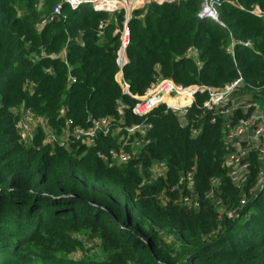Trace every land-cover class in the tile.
<instances>
[{
	"label": "trees",
	"instance_id": "16d2710c",
	"mask_svg": "<svg viewBox=\"0 0 264 264\" xmlns=\"http://www.w3.org/2000/svg\"><path fill=\"white\" fill-rule=\"evenodd\" d=\"M59 3L61 14L51 18ZM254 7L264 10V0H222L224 25L197 16L200 0L134 10L122 69L129 91L143 94L164 77L183 86H223L239 70L244 84L232 96L239 103L233 119L250 112L241 100L264 112V15ZM124 20L122 8L96 9L90 1L71 8L63 0H0V264H264V175L256 177L255 164L243 186L229 179L222 164L226 117L210 120L205 90L195 94L200 107L193 104L186 115L200 126L197 134L161 104L146 118L149 142L126 162L103 156L117 145L111 135L99 134L92 147L68 148L45 143L41 127L31 142L22 138L20 106L57 133L66 118L87 126L88 114L121 117L119 101L129 106L126 123L143 120L131 112L136 99L115 79ZM189 47L197 58L186 54ZM155 161L167 170L152 179ZM192 165L198 207L182 204L174 187ZM255 183L261 185L250 190ZM94 241L100 257L89 253Z\"/></svg>",
	"mask_w": 264,
	"mask_h": 264
},
{
	"label": "built area",
	"instance_id": "2783aa9c",
	"mask_svg": "<svg viewBox=\"0 0 264 264\" xmlns=\"http://www.w3.org/2000/svg\"><path fill=\"white\" fill-rule=\"evenodd\" d=\"M83 1H90L96 9L113 11L122 8L124 10L125 20L119 34L120 45L116 53L118 71L115 74V79L122 86L123 92L130 94L131 97L136 99L130 109L133 114L141 117L143 120L141 122L126 123L123 114L129 106L125 102L119 101L117 110L121 117H93L91 114H88L86 119L88 122L87 126L76 125L71 118H66L65 128L57 133L53 130L47 119L39 117L30 108L20 106L17 109L19 117L16 121V127L19 128L22 138L26 142H31L35 132L41 127L44 132L43 140L45 143L68 148L73 147L75 144L92 147L97 145L99 134L103 136L111 135L116 139L117 145L108 148L103 156L109 162H126L136 156L143 146L149 142L147 132L152 124L146 118L152 110L161 104H164L167 109H171L177 114L182 127L189 124L191 133L197 134L200 126L194 125L193 121L189 122L186 115L188 108L193 104L200 107L195 102V94L197 91L205 90L208 96L203 100L202 107L203 109L212 111L210 120L214 122L218 115H222L223 118L226 117L222 125L225 146L222 164L226 168L227 176L238 187L246 184L250 174L249 157L255 154L262 161L256 174V177L261 180L264 175V112L263 107L258 103L243 100L241 101L243 103L240 108L244 112L249 110V114L233 119V112L238 109L239 103L232 96L244 84V78L239 70L237 76L223 86L198 84L183 86L174 82L169 77H164L150 83L143 94H132L129 91V85L122 75L123 66L128 62L125 52L129 40L127 21L132 16L134 10H145L146 6L152 2L161 3L173 0H102L100 2L93 0H63L71 8H75ZM221 2L222 0H200V9L197 16L212 19L224 25L218 16V6ZM113 6L117 8L112 9ZM61 7V3L54 7L51 18L61 14ZM251 11L257 16L264 15V10L258 7L252 8ZM44 22L45 19L38 22L36 27H40ZM105 23L104 21L99 22L98 35L103 34ZM238 42L245 46L251 45L249 40H238ZM233 44L232 42L228 47V50L231 52ZM63 54L65 55V51H63ZM186 54L194 59L197 58V51L194 47H189ZM196 62L200 64L198 60ZM68 79L69 81L75 80L74 76H69ZM30 85H33V83L31 82ZM184 95H187L188 99L184 100ZM171 99H179L181 101L176 103ZM61 111L63 112V110ZM149 170L151 173L150 177L156 179L165 175L167 166L164 161H155ZM194 173L195 166L192 165L189 169L179 174L177 185L174 186H180L179 200L187 207L199 206V201L193 193L195 187ZM212 183L217 184V179L213 178ZM182 190L192 192L191 194L185 192L181 194ZM212 192L213 190L211 189L208 195L212 194ZM159 197L161 198V195ZM243 203H245L244 199L241 200V204Z\"/></svg>",
	"mask_w": 264,
	"mask_h": 264
},
{
	"label": "rangeland",
	"instance_id": "374dc122",
	"mask_svg": "<svg viewBox=\"0 0 264 264\" xmlns=\"http://www.w3.org/2000/svg\"><path fill=\"white\" fill-rule=\"evenodd\" d=\"M110 12H113L110 10ZM243 98L245 99V97L243 96ZM243 101V100H241ZM246 101V100H245ZM249 163H250V166L253 167L255 164H259L261 165L262 161L259 160L257 158V156L255 154H252L250 157H249ZM251 169V168H250ZM254 184H252V189L250 190H255L258 186H260L259 184L255 183V186H253ZM87 247H90V254L95 256V257H100L102 256V253H101V250H100V247H99V244H98V241H94L93 243H91L90 245H87ZM81 253V252H79ZM82 254V253H81ZM74 255L76 256L77 253H74Z\"/></svg>",
	"mask_w": 264,
	"mask_h": 264
},
{
	"label": "bare ground",
	"instance_id": "6f19581e",
	"mask_svg": "<svg viewBox=\"0 0 264 264\" xmlns=\"http://www.w3.org/2000/svg\"><path fill=\"white\" fill-rule=\"evenodd\" d=\"M100 1H102V0H97V2H100ZM186 99H188V97H187V95H184V100H186ZM171 100H173V102H176V103H178L179 101H181V100H177V99H171Z\"/></svg>",
	"mask_w": 264,
	"mask_h": 264
},
{
	"label": "water",
	"instance_id": "95a60500",
	"mask_svg": "<svg viewBox=\"0 0 264 264\" xmlns=\"http://www.w3.org/2000/svg\"><path fill=\"white\" fill-rule=\"evenodd\" d=\"M114 8L116 9L117 7H114V6H113L112 9H114Z\"/></svg>",
	"mask_w": 264,
	"mask_h": 264
}]
</instances>
